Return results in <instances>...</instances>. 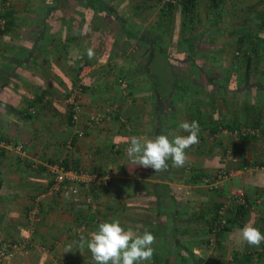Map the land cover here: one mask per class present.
I'll use <instances>...</instances> for the list:
<instances>
[{
  "label": "crops",
  "instance_id": "0c3cea01",
  "mask_svg": "<svg viewBox=\"0 0 264 264\" xmlns=\"http://www.w3.org/2000/svg\"><path fill=\"white\" fill-rule=\"evenodd\" d=\"M0 15V244L33 236L9 264H93L81 236L117 218L155 235L141 264H264V242L240 239L246 223L264 233V137L234 133L264 129L262 0H197L187 11L162 0H13ZM76 83L83 112L73 123ZM91 114L105 119L88 127ZM193 120L199 143L183 167L157 173L115 150L133 136L187 135L178 125ZM220 124L232 133L210 139ZM54 162L95 178L79 201L47 193ZM220 169L237 172L219 187L204 181ZM237 188L245 216L214 236L217 208Z\"/></svg>",
  "mask_w": 264,
  "mask_h": 264
},
{
  "label": "clouds",
  "instance_id": "9594fccd",
  "mask_svg": "<svg viewBox=\"0 0 264 264\" xmlns=\"http://www.w3.org/2000/svg\"><path fill=\"white\" fill-rule=\"evenodd\" d=\"M92 55L90 50L89 58ZM178 129L188 134L173 131L150 139L131 137L126 149L129 161L136 166L151 167L157 173L168 170L170 166L183 167L188 162L186 150L199 143V122L182 121ZM240 239L249 246L259 247L264 242V233L253 224L246 223L240 230ZM80 241L81 248L87 243L93 264H141L142 261L152 260L155 252L152 245L156 237L148 230L140 234L131 228L126 229L117 218L99 223L89 239L81 236ZM67 251H71V246Z\"/></svg>",
  "mask_w": 264,
  "mask_h": 264
},
{
  "label": "built area",
  "instance_id": "2783aa9c",
  "mask_svg": "<svg viewBox=\"0 0 264 264\" xmlns=\"http://www.w3.org/2000/svg\"><path fill=\"white\" fill-rule=\"evenodd\" d=\"M165 3H170L172 5L181 4L182 0H162ZM13 0H0V6L5 9L9 8ZM263 9H264V0ZM7 28V18L0 15V31H4ZM239 55L243 53L236 52ZM83 87L81 83H76L75 86L71 87L68 91L66 97V103L70 109L71 120L73 123H77L82 112H83V102H82ZM112 117L111 113L106 115L107 119ZM105 119L104 116L98 114H91L87 119L88 127H93ZM121 121H124V117H120ZM240 132L242 135L254 134L258 137H264V129L254 126H244L240 130L235 131V134ZM221 133H232V130L223 124H220L214 131L209 132L210 139H217ZM128 146L124 147L121 143L115 145V150L127 149ZM226 154L229 159L236 161L237 158L233 152V148L229 147L226 149ZM48 171L51 176V184L48 189V194L51 196H62L66 198H73L75 201L80 200L82 188L89 189L91 184L95 181V178L86 172H81L77 169L67 168L62 162H54L48 164ZM237 170L233 169H220L211 176L204 178V181L212 187H219L223 182L230 179L235 175ZM84 200L86 204L90 206H96L94 198L91 193H88ZM249 205V201L245 191L242 188L235 189L231 195L225 199L222 204L217 208L216 215L213 219L211 232L217 236L220 232L225 230L229 225V218H232L231 212L237 209L238 206H244L245 208ZM42 218L38 207L32 208L28 212V219L30 221L29 231L34 233L36 231V222L40 221ZM33 243V236H28L22 240H12L6 241L0 244V264H9L19 252L27 253L30 250V245ZM41 249L45 250V246H41Z\"/></svg>",
  "mask_w": 264,
  "mask_h": 264
},
{
  "label": "trees",
  "instance_id": "16d2710c",
  "mask_svg": "<svg viewBox=\"0 0 264 264\" xmlns=\"http://www.w3.org/2000/svg\"><path fill=\"white\" fill-rule=\"evenodd\" d=\"M196 1L197 0H182L181 4H179V5H182L184 10L187 11V10L192 9L196 5ZM212 1L215 5H219L220 0H212ZM168 4H170V3H168ZM246 210H247V208H245L244 206H238L237 209L234 210L235 217L233 219L229 218V221L230 222H233V221L239 222L245 216Z\"/></svg>",
  "mask_w": 264,
  "mask_h": 264
}]
</instances>
